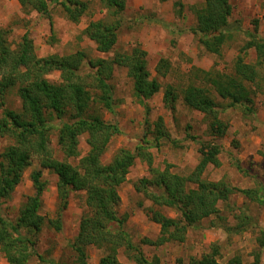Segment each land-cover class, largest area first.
Masks as SVG:
<instances>
[{"label": "trees", "instance_id": "16d2710c", "mask_svg": "<svg viewBox=\"0 0 264 264\" xmlns=\"http://www.w3.org/2000/svg\"><path fill=\"white\" fill-rule=\"evenodd\" d=\"M17 1L23 9L35 10L46 17L51 30V4L60 6L66 18L73 22L79 20L90 4V0ZM98 1L105 9V17L90 20L82 33L94 42L98 51L108 52L118 40L120 17L126 0ZM173 6L176 12H181V0H173ZM230 12L229 0H203L202 5L194 9L195 22L190 30L205 50L220 53L230 31ZM7 33L6 29L0 27V137H9L12 143L0 152V201L11 197L32 157L38 163V167L29 174L33 192L22 201L15 220H9L0 211V253L5 256L7 264H27L35 253L37 234L46 223L55 230L61 229L62 212L67 206L69 193L77 190L84 191L86 209L70 243L75 264H88L86 247L89 245L105 250L97 264H130L117 258L120 247L138 264H158L157 256L148 259L139 244L132 241L124 229L126 214L119 215L116 206L120 199L118 186L126 179L135 159H142L150 165L152 156L147 148L156 145L160 139L169 140L163 118L157 116L149 122L148 115L146 117L150 133L153 134V144L143 138L133 150L120 147L108 162L102 163L101 156L119 128L115 123L105 121L97 111L99 108L113 110L115 100L110 79L114 67L119 66L127 69L133 94L148 113L146 100L157 93L160 83L150 75L146 51L135 46L128 53L116 52L110 58H89L86 64L90 72L82 73L80 69L86 58L83 50L38 56L28 33L25 32L15 46L8 42ZM248 35L236 56L232 73L196 68L180 90L182 102L203 115L206 132L212 138H222L228 127L227 122L219 116V108L223 104L215 99V95L227 100L224 107L238 106L247 114L254 113L255 91L251 84L255 82L258 86L259 67L263 68L260 76L264 77V35L257 36L251 32ZM250 48L255 52V63L244 60L246 50ZM154 67L156 73L163 76L169 70L170 63L168 59L160 57ZM53 71H58V81L47 78ZM13 89L20 101L18 109L4 106L5 95ZM163 93L164 105L173 109L179 98L175 85L167 83ZM53 132L62 159L54 154L51 145ZM82 134H85L88 150L76 164H71L67 159L79 155V136ZM212 138L199 145V159L187 175L174 173L168 167L163 170L149 167L151 176H142L134 183L135 190L151 202L149 217L159 225L155 239L142 237L139 242L158 246L170 240L182 241L188 228L198 226L203 218L219 212L217 203L226 200L233 188L221 179L211 181L201 177L208 164H220L218 155L221 146ZM233 165L242 170L238 160H234ZM42 169L56 176L58 203L56 216L52 218H45L39 212L41 195L46 186V180L41 177ZM239 191L259 204L264 203L263 186ZM157 205L173 208L177 216L164 214L155 208ZM224 229L240 231L242 223L224 226ZM258 240L259 247H262L263 238ZM218 254L217 246L211 245L210 251L198 259L192 258L189 263L242 264L238 255L220 263ZM259 255V252L254 255L255 263ZM39 259L42 264H59L50 258L47 260L39 256Z\"/></svg>", "mask_w": 264, "mask_h": 264}, {"label": "rangeland", "instance_id": "374dc122", "mask_svg": "<svg viewBox=\"0 0 264 264\" xmlns=\"http://www.w3.org/2000/svg\"><path fill=\"white\" fill-rule=\"evenodd\" d=\"M181 2L182 10L178 13L173 6V0H126L120 17L118 40L108 52L98 51L94 42L82 33L90 20L105 17V9L98 0H90L88 10L77 22L67 19L60 6L51 4L52 30L49 20L35 10L23 9L17 0H0V27L8 31L7 39L11 46H15L25 32L28 33L38 56L53 53L63 55L83 50L86 58L80 69L82 73L90 72L86 64L89 58H110L116 52L128 53L135 46L144 49L150 75L155 76L160 83L157 93L146 100L148 113L133 94L132 80L127 69L119 66L114 67L110 79L115 100L113 110H97L105 121L113 122L119 128L118 133L110 138L109 146L101 156L102 163L108 162L120 147L133 150L143 138L153 144V134L146 123L147 115L149 122L162 116L169 135V140L160 139L156 145L147 148L151 152V164L136 158L126 174V179L118 186L120 199L116 208L119 215L126 214L124 229L132 241L139 244L144 256L148 259L158 257V264H190L192 258L198 259L210 251L211 245L217 246V259L220 263L238 255L242 264H264V245L259 247L258 240L263 238L264 241V203L259 204L239 191L242 188L258 186L264 188V77L260 76L263 68L259 67L256 80L258 86L255 82L251 84L255 91L254 113L247 114L238 106L224 107L227 100L215 95V99L223 104L219 108V116L228 125L222 138H212L207 134L203 115L186 106L180 92L189 81L188 76L193 69L233 72L236 56L249 38L248 32L257 36L264 35V0H229L230 31L218 54L205 50L190 30L195 22L194 9L202 5L203 0ZM160 57L168 59L170 63L169 70L163 76L158 75L154 69ZM244 60L256 62L252 48L246 50ZM58 76V71H53L47 78L58 81ZM167 83L175 85L179 94L173 109L165 106L162 100ZM4 101L6 107H20L14 89L5 95ZM91 106L93 107L92 103ZM211 138L221 146L218 155L220 164H208L201 177L211 181L221 179L233 188L226 200L217 203L219 212L203 218L198 226L188 228L182 241L170 240L158 246L139 242L142 237L155 239L159 225L149 217L148 207L152 205L151 202L144 194L135 190L134 183L142 176H151L149 167L160 170L168 167L174 173L187 175L199 159V145ZM11 143V138L0 137V152ZM51 143L55 156L62 159L63 156L56 146L55 132L51 135ZM87 145L85 134L80 135L79 155L70 157L67 161L76 164L88 150ZM234 160H238L241 171L233 165ZM37 167V159L32 157L31 164L23 171L11 197L0 201V211L9 220H15L22 201L33 192L29 174ZM41 177L46 180V186L41 195L42 206L39 212L45 218H52L56 216L58 203L56 176L47 169H42ZM189 185L192 186L193 183ZM84 196L82 190L69 193L67 206L62 212L61 229L55 230L47 223L42 226L36 237L35 253L30 256L27 264H42L39 256L47 260L53 259L59 264H75L74 250L70 243L86 209ZM155 208L168 216H177L173 208L158 205ZM238 223H242L240 231L224 229V226H235ZM86 250L88 264H97L105 252L93 245L86 247ZM257 252L260 255L255 263L254 255ZM117 258L121 262L138 264L127 256L123 247L118 249ZM0 264H7L2 253Z\"/></svg>", "mask_w": 264, "mask_h": 264}]
</instances>
